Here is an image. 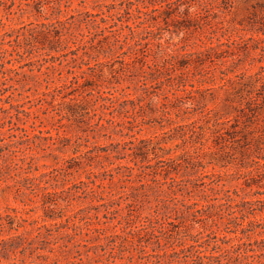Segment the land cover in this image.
Listing matches in <instances>:
<instances>
[{"label":"trees","instance_id":"obj_1","mask_svg":"<svg viewBox=\"0 0 264 264\" xmlns=\"http://www.w3.org/2000/svg\"><path fill=\"white\" fill-rule=\"evenodd\" d=\"M129 3L136 6L134 27L123 25L121 15H111L110 8L107 9L109 14L104 17H101L105 14L103 11L94 13L86 10L79 14L83 15V18L78 22L91 27L88 33L78 34L71 30V24L68 21L74 16L37 24L35 31L40 39L36 37L35 40L37 43H49V46H46L45 55L49 57L50 63V66L45 67L46 70L43 69L44 64L40 63L39 72L47 75L49 71L57 70V65L60 68L66 65L71 69L68 75H64L61 70L60 83L47 87V92L34 100L35 106L43 108L45 113L55 112L60 122L67 119L70 122L88 124L84 117L89 116L91 111L95 113V116L101 114L95 124L96 127H109L113 128V131L116 127H120L119 133L132 139L111 144L112 148L109 145L93 146L85 152L89 155L86 162H81L80 156L71 157L64 160L60 167L40 175H34V170L38 171V168L33 169V164L38 156L31 152L30 144L39 146L37 140L44 139L50 141L51 150H62L71 141L68 136L61 135L59 132L53 136L47 132L50 135L43 137L41 131L36 134L23 127L12 128L11 130L18 131L19 135L10 136V138H16V141L5 142L4 138L0 139V153L2 157L6 156L3 155L5 152L8 153L9 159L6 165H12L14 170L23 171V181H16L18 186L20 188L23 186L25 190L37 194L43 206L48 207L50 211L60 209L63 202L69 203L70 197H80L78 194L104 200L103 195L107 185L103 181H109V185H123L131 181L130 177L135 168L140 171L139 175L151 176V182L144 184L142 180L139 181L141 183L139 189H146L151 187V184H156L160 195L163 194V196L155 199L156 204L148 215L137 213L134 209L124 214L119 203L103 202L101 205L105 210L106 221L99 223L103 226L88 229L87 233H83L86 237L84 241L92 242L91 245H82L79 240H75L77 233L63 232L61 234L58 230L55 232L48 230L45 235L41 232L37 233L36 231L42 227L48 228L45 224L33 229L36 234L32 239L43 236L48 239L47 244L58 245L63 251L69 249L70 245L86 248L85 251H77V255L72 257L73 260L69 259L65 263H60L58 257L45 256V264H74V262L85 264L83 255L88 260L102 264H264V199L240 198L237 200L239 194L236 191L224 189V185L220 183L221 179L213 178L214 174H200V168L205 166L201 165L198 155H195L196 151L193 153L186 151L171 156L169 154L172 149L163 147L160 141L135 137L136 133L141 132L143 125L150 123H157L161 128L175 123L171 131L182 132L178 135L180 134L184 141L188 139L193 141L194 137L204 135L210 129V120H205L203 124L199 121L185 125L179 124L174 121L172 110H178L177 113L181 110L196 111V102L199 103L197 96H202L207 90L201 87L207 82L208 74L203 67L207 63L214 64L219 57H222L223 51L218 50L221 44L176 54L160 43L161 37L154 36L152 39L151 35L158 29L161 22H165L172 15L184 20L186 26L200 20L206 12L213 9L212 0H130ZM98 17H101V21L97 20ZM107 17L114 23L118 21L121 24L117 25L118 27L111 25ZM3 41H0V73L2 75L0 86L10 80V76L8 77L10 73L18 76L22 74L18 69L24 65L22 63L27 58L31 59L35 50L34 45H30L31 39L27 35H17L10 44L13 52L17 54V59H7L6 55L10 50L5 47ZM234 42L223 44L229 45ZM25 43H28L27 47ZM69 44H74L75 48L70 49ZM97 47L101 51L97 50ZM78 51L82 52L81 55H78ZM13 52L10 54L11 57ZM53 52H56V55H53ZM101 52L108 57V61L100 60ZM61 58H64V62L60 61ZM14 61L20 63L19 67L8 68L7 65L13 66ZM37 62L39 61L31 59L28 64L36 65ZM108 62H111V68H113L112 64L119 62L121 64L119 71L127 75H134V73L141 75V79L133 80L135 86L133 93L127 91L130 87L120 91L112 86V82L105 84L107 81L103 79L101 73L102 66ZM202 68L204 70H201ZM31 70L33 71L34 68ZM113 72L114 70L111 74ZM263 72L264 70L259 74L258 81L264 80ZM23 75L26 76L25 73ZM221 79L233 81L229 77H221ZM195 81L200 85L196 86ZM49 82L50 80L47 81ZM150 87L158 89L150 93ZM161 96L162 100L159 99ZM9 97L13 98L12 94ZM0 101H2L1 98ZM62 104L65 106L64 109L60 108ZM14 106L9 103V108L0 106V109L8 110ZM15 115L18 118L20 115L29 117L32 112L17 110ZM13 116L10 117L13 118ZM116 118H121V122H117ZM216 124L220 123L216 122ZM124 130L127 132L124 133ZM23 145L26 146L25 149ZM111 157H114L116 162H111L108 169L104 168L100 172L91 170L90 173L96 178L95 180L79 181L78 185L82 187H79L77 183L67 187L65 190L70 194L67 198L59 196L62 192L55 189L49 191V187L55 186L52 182L57 183L61 176L66 178L74 171L92 167V160H98L100 163L101 159L109 161ZM126 157H130V162L134 163L133 166H126L121 162ZM259 158L253 160L254 165H257L253 170L242 173L246 187L256 184L252 181L255 182V177L262 175L264 163H261ZM72 162H75V165H68ZM243 167L241 165V168ZM123 169L128 170V173L125 174ZM181 171L185 175L183 173L180 175ZM101 174L103 179H97ZM44 177L47 179L44 180ZM97 180H100L99 183ZM196 192L201 193V196L198 195L201 198L199 201L193 198ZM255 195L260 193L256 192ZM115 205L118 207H114ZM23 209L27 211L26 208ZM18 213L19 211H15V215L7 214L5 216L7 223L1 221L2 215H0V227L9 226V230H17L21 227L20 221H30L28 217L19 216ZM173 213L176 214L175 217L172 216ZM114 214L119 215L117 223L108 226L115 220L112 217ZM177 215L183 217L184 228L174 232L171 226L182 224V221H176ZM50 218L54 220L57 217ZM75 218V216H68L76 227ZM15 222L18 224L17 227H14ZM206 228L211 231L203 237L200 229ZM91 232L94 234L93 237H90ZM61 235H65L67 239ZM255 236L260 238L252 241ZM20 237L16 235L1 240L0 251L14 249L15 244L9 241L22 240ZM244 239L250 242H245ZM90 252L93 255H90Z\"/></svg>","mask_w":264,"mask_h":264},{"label":"rangeland","instance_id":"obj_2","mask_svg":"<svg viewBox=\"0 0 264 264\" xmlns=\"http://www.w3.org/2000/svg\"><path fill=\"white\" fill-rule=\"evenodd\" d=\"M129 1L0 0V41L4 39L5 47L10 50L6 55L7 59H17V54L13 52L10 44H12L15 36L25 34L31 39L30 45L35 47L31 59L39 61L36 65H30L28 62L31 59L27 58L22 63L24 65L18 69L22 74L18 76L10 73L8 75L10 80L6 81L5 85L0 86V98L2 100L0 101V106L9 108V103L15 105L14 108L10 107L11 109L8 110L0 109V139L4 138L5 142L16 141V138H10V136L12 134L19 135L18 131L11 130L17 127L26 128L36 134L41 131L43 137L50 134L54 136L59 132L61 135H66L71 139L70 143L62 150H51L49 148L50 141L44 139L37 140L39 146L30 144L32 147L31 152L38 156L37 161L33 164V169L35 167L38 168V171L34 170V175L48 173L60 167L64 160H68L71 157L80 156L79 160L84 163L89 156L85 152L93 146H110L121 140L129 141L132 139L129 136H125V134L119 133L120 127H116L115 131L109 127H96L95 124L101 114L95 116L93 111H91L89 116L84 117L85 122L87 121L88 124L70 122L67 119L60 122L55 112L45 113L43 108L35 106L36 101L34 99L36 97L47 92V87L60 83V72L63 71L64 75H68V71L71 69V67L66 65L61 68L57 65L58 69L49 71L47 75H42L39 72L38 66L40 63L44 64V70H46L45 67L50 66V63L49 57L45 55L46 46H49V43H37V40H35L38 37L35 31L37 24L52 22L56 19L63 20L66 17L74 16L68 21L71 24V30L78 34L88 33L91 27L78 22L83 18V15L79 14L86 10L94 13L103 11L105 14L101 17H104L109 14L107 9L110 8L111 15H121L120 19L123 25L134 27L137 15L136 6H132ZM211 6H213L212 10L206 12L200 20L189 24V26H186L184 20L172 15L165 22H161L158 29L151 35L152 39L154 36L161 37L160 43L165 47H169L176 54L221 44L218 50L223 51L222 57H219L214 64L207 63L203 67L208 71V74L206 77L207 82L202 84L201 87L207 90L202 96H197L199 103L196 102V111L181 110L177 113L178 110H172L175 122L185 125L193 121H199L200 124H203L205 120H210V129L204 135L194 137L193 141L190 139L184 141V138H181L180 134L178 135V133L182 132L171 131V127L175 123L166 125L165 128H161L157 123H150L143 125L141 132L136 133L135 137L160 141L163 147L172 149L171 154H169L171 156L186 151L191 153L196 151L197 154L195 155H198L201 165L205 166V168H200V174H214V176L212 175L213 178L221 179L220 183L224 185V189L231 192L236 191L239 194V197L236 198L237 200L240 198H245L246 200L264 199V167H262V175L255 177V182L252 181V183L256 184L251 187L245 186L242 176V173L253 170L257 166L254 165L253 160H258V157H260L259 161L264 163V158H262L264 157V80H257L261 71L264 70V0H212ZM101 17H98L97 20L101 21ZM107 19L111 25L119 26L121 24L118 21L114 23L108 17ZM38 39L40 38L38 37ZM230 41L235 42L233 44L229 43V45L223 44ZM24 45L27 47L28 43ZM69 46L70 49L75 48L74 44H69ZM98 47L97 50L101 51ZM11 52H13L12 57L10 56ZM81 53V51H78V55H81ZM52 54L56 55V52ZM99 58L104 62L109 60L103 52L100 53ZM60 61L64 62V58H61ZM111 62L102 66L101 74L103 79L107 81L105 84L112 82V86L120 91L130 87L127 91L133 93L135 90L133 80L141 79V75L139 73L127 75L119 71L121 65L119 62L112 64L113 68H111ZM19 65L20 63L14 61L13 66L11 64L7 66L8 68H15L19 67ZM32 68H34L33 71L31 70ZM203 68L201 70H204ZM112 69L114 70L113 74H111ZM221 77H229L233 81L222 80ZM241 77L242 79H240ZM49 80L50 82L47 83ZM194 83L196 86L200 85L196 81ZM149 85H151L150 82ZM157 89L150 87L149 92L151 93ZM11 94L13 98L9 97ZM159 99L162 100V96ZM61 107L64 109V104L60 105ZM17 110L31 111L32 115L29 117L20 115L18 118L15 115ZM206 112L207 114L205 115ZM11 115H14L13 118L10 117ZM104 118H107V116H104ZM115 120L121 122V118H116ZM216 122L220 124H216ZM47 132L50 134H47ZM126 132L127 130H124V133ZM25 148L26 146L23 145V149ZM110 148L112 147L110 146ZM242 152H244L243 156ZM1 155L2 153H0L1 221L7 223L5 216L7 214L15 215V211H19V216L28 217L30 221H20L21 227L17 230H9V226L0 227V243L1 240L16 235H20V238H22V240L18 239L16 242L9 241L15 244L14 249L6 252L0 251V264H45V256L58 257L60 263H65L69 259L73 260L72 257L77 255V251H85L86 248L70 245L69 249L63 251L58 245L47 244L46 240L48 239L43 238V236L37 239H32V237L36 232H41L45 235L48 230L53 232L58 230L61 234L63 232L77 233L75 240H79L82 245H91L92 242L86 243L84 241L86 237L83 233H87L88 229L92 230L103 226L99 225V223L106 221L104 218L105 210L101 205L103 202L119 203V207L123 209L122 213L124 214L134 209L137 213L148 215L156 204L155 199L158 196H163V194L160 195L156 184H151V187H146V189H139L141 184L139 181L142 180L144 184L151 182V176L143 177L139 175L140 171L135 168L130 177L131 181L123 185H109V181H103L107 185L103 195L104 200L99 198L96 200L90 195L78 194L80 197H70L69 203L63 202L60 209L50 211L48 207L43 206L39 197L36 196L37 194L25 190L23 186L21 188L18 186L16 181L20 182L22 180L23 171L14 170L12 165H6L9 159L7 152L3 154L6 155L5 157ZM100 161L99 163L98 160H92V167L74 171L72 175L66 178L61 176L57 183L52 182L55 186L49 187V191L55 189L62 192L59 196L67 198L70 196L65 190L67 187L74 183L78 185L79 181L89 182V179L95 180L96 178L90 173L91 170L100 172L104 168L108 169L111 166V162H116L114 157H111L109 161L104 159ZM121 162L126 166L134 165L133 162H130V157L124 158ZM210 162L212 164H209ZM68 165H75V162ZM241 165L244 167L241 168ZM123 172L127 174L128 170L123 169ZM182 173L185 175L183 171H181L180 175ZM158 178L160 179L161 177ZM43 179L46 180L47 177ZM97 179H103V175H99ZM99 181L97 180V183ZM78 186L82 187V185ZM256 192L260 193V195H255ZM198 195L201 196V193L196 192L193 198L199 201L201 198ZM114 207L118 206L115 205ZM23 208H26L27 211L25 212ZM68 216L76 217V227L68 219ZM172 216L175 217L176 214L173 213ZM177 216L176 221H182V224L172 225L171 229L174 232L178 231L179 228H184L183 217L181 215ZM50 217L57 218L52 220ZM112 217L115 220H113L112 224L109 223L108 226L116 224L119 215L114 214ZM44 224L48 228L42 227L39 230L36 229V232L33 230L35 227H41ZM200 224L204 225L202 222ZM17 225L15 222L14 227H17ZM208 228L200 229L203 232V237L210 233L211 230L209 229L211 228ZM61 236L67 239L65 235ZM93 236L94 234L91 232L90 237ZM259 238L260 236H255L252 241ZM244 241L250 242L248 239H244ZM0 249H2L1 244ZM90 255H93L92 252H90ZM83 257L85 264H102L88 260L84 255ZM74 264H77V262H74Z\"/></svg>","mask_w":264,"mask_h":264}]
</instances>
